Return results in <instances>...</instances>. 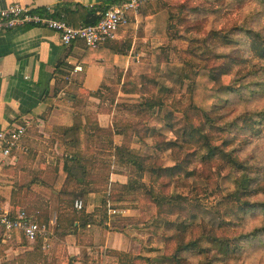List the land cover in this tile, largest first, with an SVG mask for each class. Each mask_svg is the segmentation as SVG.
<instances>
[{"label":"crops","instance_id":"obj_1","mask_svg":"<svg viewBox=\"0 0 264 264\" xmlns=\"http://www.w3.org/2000/svg\"><path fill=\"white\" fill-rule=\"evenodd\" d=\"M155 1L142 7L114 41L96 50H89L80 41L65 47L55 32L31 26L0 35V131L27 124L19 150L7 157L0 154V215L33 210L37 217V212H47L51 232L47 252L41 242L31 243L19 232L9 237L0 235V264H118L113 252L132 256L138 253L140 242L129 229L112 228L110 211L106 228L85 226L80 220L83 213L90 214L100 207L101 194H90L81 211L73 207L75 214L68 209L66 196L58 201L60 193L77 190L73 183L66 186L68 175L64 169L65 161L71 165L65 155L75 152V147L61 143L52 130L69 128L76 116L94 111L98 99L93 94L111 83L117 72L135 67L145 49L158 40L166 15ZM119 2L0 0V9L16 3L37 11L48 8L77 27ZM128 40L131 46L126 55L111 52L115 43ZM108 119L104 114L97 116L100 127H107ZM80 147L85 149L87 144ZM81 153L88 156L86 151ZM102 158L103 154L96 156L98 162ZM108 181L124 185L127 180L112 173Z\"/></svg>","mask_w":264,"mask_h":264},{"label":"trees","instance_id":"obj_2","mask_svg":"<svg viewBox=\"0 0 264 264\" xmlns=\"http://www.w3.org/2000/svg\"><path fill=\"white\" fill-rule=\"evenodd\" d=\"M251 1L264 11V0ZM98 19L99 16L86 25L94 24ZM214 36L219 40L216 43H210ZM237 36L244 38V41L237 39ZM198 41L202 43V48L194 47L191 51L198 65H189L190 75L185 78L187 104L182 107L180 99L173 96L172 90H164L163 97L154 98V103H148L145 98L135 107L136 116L141 122L148 117L143 113L144 111L162 112L164 107H167L163 102L164 97L172 96V102L168 107L170 111H167L163 118L164 127L168 128L173 135L172 140H167L157 129H151L149 126L144 125L141 129H137L139 123H133L128 135L123 131H117L115 127L102 128L96 123L92 125L87 121L83 124L81 116H76L73 125L69 128L53 129L62 136V143L66 146L71 143L75 147V152L66 153L65 158L71 162V165H67L65 161L64 169L68 175L66 186L73 183L77 190L75 193H60L57 197L58 201H62L63 196H66L69 199L68 209L75 214L76 212L72 209L75 200L80 199L83 203L90 194H101L103 198L100 207L90 214L83 213L80 220L85 226L95 224L106 228L109 211H113L115 213L111 217L115 218L116 222L112 228L122 230L116 223L126 218L122 214L128 211L127 207L137 204V197L140 195L141 199L155 208L154 220L159 219L163 225L173 229L170 239L174 242L175 248L166 258L169 264H226L234 259L240 249L236 244L237 241L255 238L258 232L264 231V225H262L246 234H236L233 237L217 236L214 233V227L207 229L205 226H198L195 223V217L189 219L179 213L186 210L191 203L187 196L166 193L169 187H182L179 184L184 185V182L188 181L182 176L188 178L196 174L193 171H186L187 164L184 157L179 160L184 151L190 150L187 154L191 155L193 160L199 161L204 166L216 163L220 169H227L233 178L232 189L222 200L231 203L232 208L238 209L241 216H236L242 220L239 223L229 222V226L234 229L242 226L246 217L253 212L264 215V200L252 199L256 195L252 187L256 178L248 174L250 167L247 162L239 158L237 154L239 149L235 147L238 136L245 135L251 138L259 135L262 128L254 129L253 125L264 126V108L255 112L242 111L237 114H233L231 109L233 95L244 91L251 93L264 86V82L258 81V78L264 75L263 29L234 27L226 34L216 31ZM130 46L131 41L128 40L115 43L110 50L114 54L126 55ZM240 51L241 54H239ZM246 56H249V59H246ZM248 62L247 70H249L245 73L243 65H248ZM62 66L60 64L59 67ZM143 78L147 79L149 86H158L154 80ZM100 90L93 95L97 97ZM146 92L144 94H147ZM216 99L223 104L219 112L218 104L214 102ZM188 111H193L195 116L199 117L196 122L190 117ZM175 114H181V118H177ZM147 133L153 135L155 139L152 147L154 153L178 154L172 167H162L161 159L157 155L142 156L127 146L131 136L141 141ZM96 136L100 139L99 143L96 142ZM114 136H122V143L114 145L112 141ZM82 143L87 144L85 149L80 147ZM85 151L88 156L81 153ZM102 154L104 158L98 162L96 156ZM114 165L128 170L125 173L126 184L120 185L108 181L110 174L117 172L113 169ZM120 173L123 174L122 171ZM145 178L147 181L144 180ZM23 211L34 222L49 224L47 212H37L36 217L33 210ZM7 216L12 217L9 214ZM195 228L201 229L200 235L217 244L218 248H200L196 240L198 237L193 238ZM0 231V235H3V230L0 229ZM113 253L118 264H133L138 259L134 256L128 258L122 253ZM197 256L198 261H192L191 258H197Z\"/></svg>","mask_w":264,"mask_h":264},{"label":"rangeland","instance_id":"obj_3","mask_svg":"<svg viewBox=\"0 0 264 264\" xmlns=\"http://www.w3.org/2000/svg\"><path fill=\"white\" fill-rule=\"evenodd\" d=\"M154 3H157L158 7L161 6L160 8H163L166 15V24L161 36L148 49H145L143 56L135 63V67L130 66L123 73L117 72L111 83L101 87L95 110L89 111L84 117L82 115V123L87 121L89 124L96 123L99 126L97 116L104 114L109 118L107 127H115L117 131L130 135L129 130L133 123H139L137 129H141L144 125L149 126L151 129H157L167 140H172L173 135L168 128L164 127L163 122L165 113L170 111L168 107L172 102V96L164 97L163 102L167 107H164L162 112L144 111L143 113L148 117L141 122L136 116L135 107L145 98L148 103H154V98L163 97L164 90H172L173 96L180 99L182 107L187 104L185 78L190 75L188 66L198 65L191 51L194 47L202 48V43L198 40L203 39L207 34L216 31L226 34L234 27L263 29L264 33V11L251 0H156ZM236 38L244 41L242 37L237 36ZM217 40L219 39L214 36L210 43H216ZM246 59H249V56H246ZM248 67L249 62L248 65H243L244 72ZM143 77L154 80L158 86H149L147 79ZM258 81L264 82V75H261ZM231 99L233 114L242 111H259L264 108V86L251 93L248 91L238 93ZM214 102L218 104V112L221 111L222 102L217 99ZM188 114L195 122L199 118L193 111H188ZM175 116L181 118V114H175ZM260 127L262 129L258 136L251 138L245 135L238 136L235 147L239 149L237 152L239 158L247 162L250 167L248 174L256 178V182L252 185L256 195L252 199L262 201L264 200V126L253 125L254 129ZM52 133L57 134L62 143V136L54 130ZM101 138L103 140V137ZM112 141L121 144L123 138L114 136ZM96 142H100L97 136ZM154 142L153 135L147 133L141 141L131 136V141L127 143V146L142 156L157 155L161 159L162 167H172L178 154L154 153L152 149ZM189 152L190 150L184 151L179 160L184 157L185 164H187L186 171H193L196 174L188 178L182 176L183 179L188 180L184 182V185L179 184L182 187H169L166 190L167 194L178 193L187 196L191 201L186 210L179 211V213L189 219L195 217V223L198 226H205L207 229L214 227V233L217 236L233 237L236 234H246L254 228L262 227L264 215L259 212L248 215L244 224L236 229L229 226V222L239 223L242 220L236 216H241L238 209L232 208L231 203L222 200L225 194L232 189L233 178L227 169H220L216 163L204 166L199 161L193 160L191 155L187 154ZM113 169L117 171V174L125 177V173L128 172L119 165H114ZM121 171L123 174L120 173ZM144 180L147 181L146 178ZM99 196L101 202L103 196ZM88 198L89 196L83 205H86ZM127 208L128 211L122 214L127 219L120 220L116 224L124 231L129 229L140 242L138 253L134 256L138 259L133 264H169L166 258L175 248L174 242L170 239L173 229L163 225L159 219L154 220L155 208L141 199L140 195L137 197V204ZM111 221L113 225L116 219L112 217ZM201 233L199 228H195L193 232V238L198 237L196 240L200 248H218L217 244L202 237ZM236 244L240 249L234 259L226 264H264V231L258 232L255 238L242 239ZM50 246L49 243V247L44 251H49ZM126 255L128 258L132 257L131 254ZM191 259L198 261L199 257Z\"/></svg>","mask_w":264,"mask_h":264},{"label":"built area","instance_id":"obj_4","mask_svg":"<svg viewBox=\"0 0 264 264\" xmlns=\"http://www.w3.org/2000/svg\"><path fill=\"white\" fill-rule=\"evenodd\" d=\"M155 0H120L103 13L94 24L71 26L64 17H56L51 9L37 11L21 4H11L0 9V35L16 27L31 26L55 32L60 43L68 47L75 42H82L86 48L99 49L116 39L120 29L125 28L132 17L138 15L142 7ZM27 124L15 126L6 131H0V154L3 157L11 155L20 148V143L26 133ZM73 207L81 211L83 203L80 199L74 201ZM115 212H111L113 215ZM0 229L9 237L19 232L27 241L41 242L43 248H48L51 232L48 224L34 222L24 211L12 217L0 216Z\"/></svg>","mask_w":264,"mask_h":264}]
</instances>
